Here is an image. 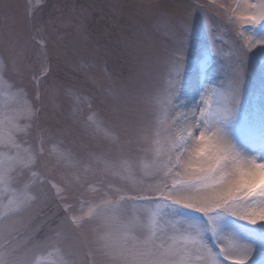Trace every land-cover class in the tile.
I'll use <instances>...</instances> for the list:
<instances>
[{
  "label": "rangeland",
  "instance_id": "374dc122",
  "mask_svg": "<svg viewBox=\"0 0 264 264\" xmlns=\"http://www.w3.org/2000/svg\"><path fill=\"white\" fill-rule=\"evenodd\" d=\"M260 33L264 0H0V264H228L214 236L264 239Z\"/></svg>",
  "mask_w": 264,
  "mask_h": 264
},
{
  "label": "bare ground",
  "instance_id": "6f19581e",
  "mask_svg": "<svg viewBox=\"0 0 264 264\" xmlns=\"http://www.w3.org/2000/svg\"><path fill=\"white\" fill-rule=\"evenodd\" d=\"M259 41L260 39L264 41V33L259 34ZM260 139H256L253 137L252 139V146L249 148V161L250 164H245V172L248 177V180L253 182L254 184H259L262 186L264 184V142ZM192 150L188 151V153L191 156ZM248 151V150H247ZM187 153H185L186 155ZM248 163V162H247ZM225 189L221 190V193ZM260 197H263L262 194ZM259 214L264 217V204L260 206L259 208ZM236 232L237 236H239L240 240L236 243L235 247H230L227 244L226 239L223 238L221 235L214 236V244L217 246V248H220L222 251L223 257L226 259V262H229V264H234L240 262L242 258L246 259L250 255L251 247L255 248L259 251V254L264 253V239L257 237V236H250L248 240H243L242 236V228L237 226ZM231 231L233 233V229H225L224 231L228 232ZM213 236H211L212 238ZM213 241V240H212ZM248 260V259H247Z\"/></svg>",
  "mask_w": 264,
  "mask_h": 264
},
{
  "label": "snow or ice",
  "instance_id": "6c2138e0",
  "mask_svg": "<svg viewBox=\"0 0 264 264\" xmlns=\"http://www.w3.org/2000/svg\"><path fill=\"white\" fill-rule=\"evenodd\" d=\"M242 19L254 20L255 17H242ZM259 220L260 221H264V217H259ZM248 222L251 223V224H256V223H258V218L250 219V220H248Z\"/></svg>",
  "mask_w": 264,
  "mask_h": 264
}]
</instances>
